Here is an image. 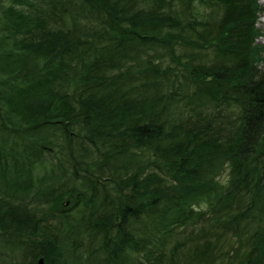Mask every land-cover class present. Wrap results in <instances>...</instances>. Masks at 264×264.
Instances as JSON below:
<instances>
[{
    "label": "trees",
    "instance_id": "trees-1",
    "mask_svg": "<svg viewBox=\"0 0 264 264\" xmlns=\"http://www.w3.org/2000/svg\"><path fill=\"white\" fill-rule=\"evenodd\" d=\"M263 10L0 0V264H264Z\"/></svg>",
    "mask_w": 264,
    "mask_h": 264
},
{
    "label": "rangeland",
    "instance_id": "rangeland-1",
    "mask_svg": "<svg viewBox=\"0 0 264 264\" xmlns=\"http://www.w3.org/2000/svg\"><path fill=\"white\" fill-rule=\"evenodd\" d=\"M259 2L264 6V0H259ZM263 31H264V10L260 13L259 15V21H258V24H257ZM260 41L264 40V36L262 37H259ZM207 203L203 202L201 205L202 207H206Z\"/></svg>",
    "mask_w": 264,
    "mask_h": 264
},
{
    "label": "water",
    "instance_id": "water-1",
    "mask_svg": "<svg viewBox=\"0 0 264 264\" xmlns=\"http://www.w3.org/2000/svg\"><path fill=\"white\" fill-rule=\"evenodd\" d=\"M38 264H44V258H40Z\"/></svg>",
    "mask_w": 264,
    "mask_h": 264
}]
</instances>
